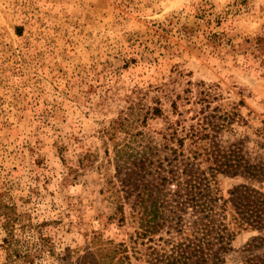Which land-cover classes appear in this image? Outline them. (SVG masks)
Instances as JSON below:
<instances>
[{
    "label": "rangeland",
    "instance_id": "1",
    "mask_svg": "<svg viewBox=\"0 0 264 264\" xmlns=\"http://www.w3.org/2000/svg\"><path fill=\"white\" fill-rule=\"evenodd\" d=\"M0 264H264V0H0Z\"/></svg>",
    "mask_w": 264,
    "mask_h": 264
}]
</instances>
